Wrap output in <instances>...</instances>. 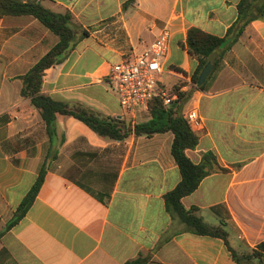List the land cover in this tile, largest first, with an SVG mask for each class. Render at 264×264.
<instances>
[{
  "label": "crops",
  "instance_id": "obj_1",
  "mask_svg": "<svg viewBox=\"0 0 264 264\" xmlns=\"http://www.w3.org/2000/svg\"><path fill=\"white\" fill-rule=\"evenodd\" d=\"M38 1V0H37ZM74 16L77 41L46 70L43 92L100 115L136 124L125 112L108 75L124 57L141 55L159 32H171L167 69L193 76L191 27L224 37L236 23L240 0H40ZM83 32L87 35L82 37ZM59 37L32 16L0 18V264H124L140 254L145 264H264L242 259L264 242V15L250 22L202 86L193 88L203 119L199 144L187 150L217 165L198 189L182 199L219 237L193 233L171 215L165 195L182 180L171 148L174 134L99 136L69 116L57 119L58 155L32 206L7 224L34 185L50 147L45 122L21 96L27 74ZM217 59V58H216ZM179 72V73H180ZM176 73V72H175Z\"/></svg>",
  "mask_w": 264,
  "mask_h": 264
},
{
  "label": "trees",
  "instance_id": "obj_2",
  "mask_svg": "<svg viewBox=\"0 0 264 264\" xmlns=\"http://www.w3.org/2000/svg\"><path fill=\"white\" fill-rule=\"evenodd\" d=\"M134 1L129 0L128 4ZM238 13L236 23L229 28L224 37L206 33L197 27H191L188 30L186 40L188 52L191 57L199 60V67L192 76L194 84L198 85L199 76L209 62L217 67L238 41L245 27L264 15V0H240ZM9 16H32L38 19L59 37V42L27 74L20 77L22 81L21 96L29 99L31 105L40 113L45 122L50 147L34 185L17 208L7 227L11 228L23 219L35 201L44 183L48 163L50 159H56L58 155L56 145L58 143L63 145L65 142L63 134L58 140L57 119L59 116H69L84 123L99 136L113 140L123 141L131 135L153 137L157 134L172 132L174 140L171 152L181 172L182 180L165 195L166 209L171 215L178 218L188 231L222 238L228 245V231L225 224L211 226L203 220L196 208L186 210L182 204V199L194 193L203 179L214 170V165H217L216 158L212 154L204 155L201 163L196 164L186 153L187 150L195 149L198 146L199 136L183 113L182 103L191 95V92L180 91L185 83L178 82L171 88V93L177 96L173 106L166 107L163 99L156 97L150 103V118L136 124L119 117L100 115L81 104H69L57 100L43 92V77L46 70L61 63L74 49L77 30L73 14L68 10L55 12L45 7L40 0H0V18ZM86 35L83 32L82 37ZM180 73L186 75L184 72ZM233 256L238 264H242L240 257L236 254ZM263 256L264 242L245 254L242 259H260ZM148 260L149 256L140 254L137 258L128 260L124 264H145Z\"/></svg>",
  "mask_w": 264,
  "mask_h": 264
},
{
  "label": "built area",
  "instance_id": "obj_3",
  "mask_svg": "<svg viewBox=\"0 0 264 264\" xmlns=\"http://www.w3.org/2000/svg\"><path fill=\"white\" fill-rule=\"evenodd\" d=\"M171 36L172 32L168 27L162 29L141 55L134 59L124 57L111 68L108 79L120 105L134 117L137 113L142 116L149 114L150 103L156 97L162 98L166 107L173 106L177 96L161 83L160 77L164 73L176 75L185 83L181 92L189 93L198 87L193 83L191 75L167 69ZM185 118L196 131L203 127V119L196 109L185 113Z\"/></svg>",
  "mask_w": 264,
  "mask_h": 264
},
{
  "label": "rangeland",
  "instance_id": "obj_4",
  "mask_svg": "<svg viewBox=\"0 0 264 264\" xmlns=\"http://www.w3.org/2000/svg\"><path fill=\"white\" fill-rule=\"evenodd\" d=\"M160 81L161 83L164 85V87L166 89H171L174 87V85H176L178 82H181L180 79H178V77L176 75H173L171 73H164L161 77H160ZM193 99H187L185 102L182 103V108L185 111V109L188 108L187 105H191V103L193 102ZM137 121L143 120L142 115H140L141 113H137ZM149 115V114H147Z\"/></svg>",
  "mask_w": 264,
  "mask_h": 264
},
{
  "label": "water",
  "instance_id": "obj_5",
  "mask_svg": "<svg viewBox=\"0 0 264 264\" xmlns=\"http://www.w3.org/2000/svg\"><path fill=\"white\" fill-rule=\"evenodd\" d=\"M214 69V65L209 62L205 67L204 69L202 70L200 76H199V80H198V86H202L205 81L207 80V78L210 76V74L212 73Z\"/></svg>",
  "mask_w": 264,
  "mask_h": 264
}]
</instances>
